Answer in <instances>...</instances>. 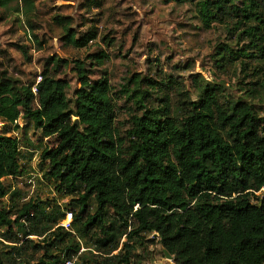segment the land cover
<instances>
[{"label":"trees","instance_id":"obj_1","mask_svg":"<svg viewBox=\"0 0 264 264\" xmlns=\"http://www.w3.org/2000/svg\"><path fill=\"white\" fill-rule=\"evenodd\" d=\"M167 1L189 3L206 30L224 29L227 41L212 58L218 70L239 72L240 96L201 79L196 101L177 87L173 106L166 83L134 74L120 90L130 105L123 127L109 80L90 78L88 66H101L105 52L50 56L34 85L1 73L0 264H145L154 245L174 264H264V0ZM0 8L26 16L35 9L32 0H0ZM54 21L75 49L97 38L70 17ZM69 66L79 83L73 99L62 78ZM19 120L54 142L41 154L44 177L69 199L66 212L44 213L36 199L12 219L1 207L4 180L22 174L20 140L10 135L26 132Z\"/></svg>","mask_w":264,"mask_h":264},{"label":"rangeland","instance_id":"obj_2","mask_svg":"<svg viewBox=\"0 0 264 264\" xmlns=\"http://www.w3.org/2000/svg\"><path fill=\"white\" fill-rule=\"evenodd\" d=\"M32 2L35 9L27 16L12 9L0 8V74L6 72L21 86L38 82L45 59L50 56L72 61L105 52L108 58L101 66H88L90 78L92 82L101 78L109 80L113 94L117 93V119L123 127H127L125 111L130 105L125 104L120 90L124 81L134 74L166 83L168 88L165 91L170 94L173 106L181 98L176 94L177 87L196 101L198 93L194 81L201 79L204 84L219 86L228 97L237 98L241 94L239 72L235 69L218 70L212 58L220 45L227 41L226 32L221 27L204 29L189 3L177 4L167 0ZM56 15L70 17L74 29L82 34L95 32L96 40L84 49L66 45L60 26L54 21ZM105 37L113 40L111 47L104 42ZM21 47L26 49L27 54L22 53ZM71 68L66 69L62 78L70 84L68 93L73 99L79 83ZM169 80L176 81L177 86L168 83ZM154 103L157 104V101ZM17 125L21 129L26 128V132L10 133L20 140L22 174L4 180L9 191L1 200V207L11 212L12 219L16 218L17 208L36 199L44 202V213L51 208L66 212L69 199L55 192L52 183L44 177L48 169L41 154L45 149H51L54 142L41 139L40 133L30 125L26 127L23 120H19ZM3 130L0 122V132ZM66 222L67 217L60 225ZM150 250L153 251V258L145 264H174L161 255V246L154 245Z\"/></svg>","mask_w":264,"mask_h":264},{"label":"built area","instance_id":"obj_3","mask_svg":"<svg viewBox=\"0 0 264 264\" xmlns=\"http://www.w3.org/2000/svg\"><path fill=\"white\" fill-rule=\"evenodd\" d=\"M39 79H40V78H39ZM38 82H39V80H38ZM33 91L35 92V88H34ZM67 219H68V222H66L65 224H61L62 227H64L65 229H68V227H69V223H70V220H71V214H67ZM65 264H77V263H76V259H73V260H71V261H68V262H66Z\"/></svg>","mask_w":264,"mask_h":264},{"label":"water","instance_id":"obj_4","mask_svg":"<svg viewBox=\"0 0 264 264\" xmlns=\"http://www.w3.org/2000/svg\"><path fill=\"white\" fill-rule=\"evenodd\" d=\"M75 124L77 125L78 124V121L76 120L75 121ZM164 254H165V258L168 259V260H171V261H175L176 258L175 257H172L166 250H163Z\"/></svg>","mask_w":264,"mask_h":264}]
</instances>
